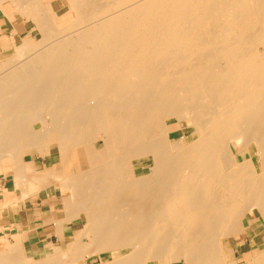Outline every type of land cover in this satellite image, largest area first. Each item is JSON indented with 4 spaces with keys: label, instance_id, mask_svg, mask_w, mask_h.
Instances as JSON below:
<instances>
[{
    "label": "bare ground",
    "instance_id": "1",
    "mask_svg": "<svg viewBox=\"0 0 264 264\" xmlns=\"http://www.w3.org/2000/svg\"><path fill=\"white\" fill-rule=\"evenodd\" d=\"M51 1L0 0L40 36L0 49L1 178L11 165L23 200L70 193L60 237L84 225L39 259L19 229L0 264H264L226 249L264 225V0ZM53 149L58 171L26 161Z\"/></svg>",
    "mask_w": 264,
    "mask_h": 264
},
{
    "label": "rangeland",
    "instance_id": "2",
    "mask_svg": "<svg viewBox=\"0 0 264 264\" xmlns=\"http://www.w3.org/2000/svg\"><path fill=\"white\" fill-rule=\"evenodd\" d=\"M51 2L52 3L49 6L52 7L53 10L56 9V11H57V13H59L60 17L63 16L65 13V10L64 11L60 10L59 8L61 6L57 5V3H54L55 0L51 1ZM101 2H102V0H101ZM65 3H68V0H66ZM102 3L104 4L105 2L103 1ZM10 14L11 15L6 16L2 11H0V49L3 46H4V48L9 47L11 45V40H13V39H20V38L27 37L28 39L40 40L39 34L34 31L35 24L32 21H27L26 19H21V18L17 17L15 9H12L10 11ZM72 20H74L73 14L71 15V21ZM13 53L14 52L11 51L5 55H6V57H9ZM183 126H184L183 129H180L177 127V131L172 134V138L174 140H177L180 136L185 134V135H187L189 141H191L192 137H191L190 132H189L190 130L185 128V124H183ZM35 127H36V129H40L41 126L39 123H37ZM250 150L255 153L256 145H252L250 147ZM235 152L238 155L240 161H243L249 157L247 150L244 148H242V149L235 148ZM79 154H80V159H81L80 161H81L82 167L85 169L86 164H87L86 160H85L81 151H79ZM254 159L257 163V166L260 167L259 157L257 155H254ZM26 161L27 162H34L37 165L38 171L45 170L46 167H55L56 170L58 171L59 163H60V156H59V152L56 149H53L52 154L48 157L41 156L37 152L30 153L26 156ZM5 167H6L5 169H7L9 171V173H7V175L5 177H2V178H5L7 180V181L3 180V185L8 184L9 186H11L10 191H12V192L15 189L14 187H16L18 190L17 194L21 195V193H23V191L19 187H17L14 183V176H13V172L11 169V165L5 166ZM1 172L2 171L0 170V179H2L1 178ZM144 172L147 173L148 169L145 168ZM51 193H53V195ZM69 195H70V193L67 194V192L62 193L61 195H57L55 192L50 190V188H47L46 191H44L40 194L37 193L36 191L33 192L27 199H29L31 201V203L37 202L38 198H40V197H42V198L48 197L49 199H52L50 202H46V207L48 210V206H49L48 204L49 203L52 207H53V205L62 206V204H63L62 198L68 197ZM42 198H41V200H42ZM27 204L30 205V202ZM39 204H42V202L39 201ZM49 211H50V213H52L51 207H50ZM44 214L47 215L48 213L45 212ZM72 223L73 222H69V223H66L65 225L72 224ZM82 225H84L83 220H81V219L76 220L74 222V227L72 229L67 230L68 232L70 231L69 235H68V241H65V236L63 233V237H60L61 243L59 244L58 241H54L55 243L51 244V245L58 246V248L64 250L67 247L68 243L74 241L76 238L79 237V229L82 227ZM245 225L246 226L249 225L248 220H245ZM63 229H64V227H63ZM41 235H43V234L41 233ZM240 242H244V245L240 246L239 245ZM263 245H264V225L262 224V222H256L253 225V230L251 228L248 229L247 235L239 236L234 240L227 241L226 242V247H227L226 249L228 252H230L231 250H235L236 258H238V259L245 258L246 259V258H249L251 251H253L257 248H260V247H264ZM25 252H26L27 257L31 258V257L35 256L36 259H39V252L38 251L35 250V251L30 252V249H25ZM110 257H111V255L104 254V255H102V258H99V257L94 258L93 257L92 259H89L88 263L89 264H101L102 261H107L108 259H110Z\"/></svg>",
    "mask_w": 264,
    "mask_h": 264
},
{
    "label": "crops",
    "instance_id": "3",
    "mask_svg": "<svg viewBox=\"0 0 264 264\" xmlns=\"http://www.w3.org/2000/svg\"><path fill=\"white\" fill-rule=\"evenodd\" d=\"M5 172L6 175L9 173L8 170H5ZM3 180L6 179H0V250L15 243L14 233L19 229L25 231H23L24 248L30 249L31 252L36 250L40 253L39 249L47 247L49 244H54V241H58L60 244L61 240L58 235L57 225L53 222L56 221L59 216L55 217V220L52 219L53 221L50 220L52 213H50L49 210L52 206L49 203V206L47 205L48 210L46 207V202H50L52 199L40 197L37 202L34 203H31L29 199L23 200L22 193L18 195L16 187H14L15 189L13 192L10 191L11 186L8 184L3 185ZM39 201H41L42 204H39ZM29 202L30 205L27 204ZM55 206L57 205H53V207ZM45 212L48 214L45 215ZM47 220H50L49 223H47ZM74 222L64 226L63 233L65 241H68L70 232L67 230L74 227ZM41 233L43 235H41Z\"/></svg>",
    "mask_w": 264,
    "mask_h": 264
}]
</instances>
